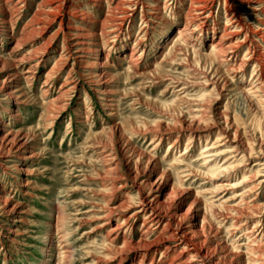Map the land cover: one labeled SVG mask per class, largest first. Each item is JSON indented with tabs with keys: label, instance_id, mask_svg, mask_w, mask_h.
Returning <instances> with one entry per match:
<instances>
[{
	"label": "rangeland",
	"instance_id": "1",
	"mask_svg": "<svg viewBox=\"0 0 264 264\" xmlns=\"http://www.w3.org/2000/svg\"><path fill=\"white\" fill-rule=\"evenodd\" d=\"M262 2L0 0V142H26L10 157L0 143V195L7 198L0 201V264H60L67 250L69 264H118L119 257L132 264L145 251L146 264H177L191 242L165 249L166 233L153 246L143 245L153 236L123 243L138 239L149 212L129 216L143 180V192L160 186L168 215L160 229L191 225L211 264L252 263L253 245L264 264V245L244 235L260 223L264 242V168L254 164L264 162V88L249 93L264 68L243 62L247 48L264 57ZM241 42L233 58L224 57L226 45ZM102 69L106 97L91 80ZM217 126L253 152L230 163L242 165L226 184L212 181L201 154ZM156 131L161 141L150 143ZM246 190L251 210L238 196ZM246 212L253 214L238 230ZM117 223L127 233L112 239Z\"/></svg>",
	"mask_w": 264,
	"mask_h": 264
},
{
	"label": "bare ground",
	"instance_id": "2",
	"mask_svg": "<svg viewBox=\"0 0 264 264\" xmlns=\"http://www.w3.org/2000/svg\"><path fill=\"white\" fill-rule=\"evenodd\" d=\"M241 2V1H240ZM2 3V1H1ZM120 3V2H119ZM136 3V1H135ZM264 3V2H262ZM4 4V3H3ZM131 4V3H130ZM127 5V4H126ZM133 5V4H132ZM236 5V4H235ZM4 6V5H3ZM264 6V5H263ZM2 7V5H1ZM123 8V7H122ZM120 8V9H122ZM200 8V6H199ZM125 9H129V8H126L125 6ZM201 9V8H200ZM242 9V8H241ZM124 10V9H123ZM198 11V10H197ZM45 14V11H42V14ZM244 12V11H242ZM246 12V11H245ZM47 13V12H46ZM40 15V14H39ZM41 16V15H40ZM241 16V15H240ZM36 17V16H35ZM38 17V15H37ZM237 17V16H236ZM39 18V17H38ZM36 18L38 21L40 19ZM234 18V17H233ZM233 20V19H232ZM239 20V19H238ZM187 26V25H186ZM184 27L179 29L178 30V33H177V37L180 38L182 35V32L184 31ZM264 29V28H263ZM37 31V30H36ZM229 32V30H228ZM227 33V32H226ZM224 33V34H226ZM231 33V32H230ZM228 34V33H227ZM79 35V34H78ZM260 35V34H259ZM223 36V35H222ZM78 38V37H77ZM75 39V38H74ZM253 39V38H252ZM262 39V38H261ZM179 40V39H178ZM186 40V39H185ZM229 40V39H228ZM75 41V40H74ZM220 41V40H219ZM230 41V40H229ZM228 41V42H229ZM255 41H258V40H255ZM79 45L82 46L83 42H81V40L79 41L78 40ZM88 42V41H87ZM86 42V43H87ZM85 43V42H84ZM89 43V42H88ZM258 43V42H257ZM91 44V43H90ZM221 44V42H217L215 45H213V49H217L219 47V45ZM224 44V43H223ZM259 44V43H258ZM85 45V44H84ZM77 46V47H78ZM86 46V45H85ZM222 46V45H221ZM243 46V43H231L229 45H226V51L224 52V57L226 56H229L230 55V58H233L237 52V49L239 47H242ZM246 46V45H245ZM260 46V45H259ZM256 47V46H255ZM80 48V47H79ZM224 48V47H223ZM236 48V49H235ZM87 49H85L86 51ZM219 51V50H218ZM223 51V50H222ZM77 52H83V49H78ZM215 52V51H214ZM75 53V52H74ZM199 53V52H198ZM220 53V52H219ZM218 53V55H219ZM222 53V52H221ZM220 53V55H221ZM256 53H254L252 50L250 51L249 48H247V55L245 57V59H243L244 63L247 62L248 60H255L256 61V65H259L261 63L260 66H262V68H264V57L261 59V58H257L255 55ZM77 56V55H76ZM79 58L83 57L82 54L79 53ZM223 57V56H222ZM78 58V59H79ZM129 58H134L133 55H132V52H129ZM223 59V58H222ZM225 59V58H224ZM228 59V58H227ZM18 60V59H16ZM20 60V59H19ZM130 60V59H129ZM81 61V59L79 60ZM131 61V60H130ZM226 61V60H225ZM17 62V61H16ZM19 62V61H18ZM227 62V61H226ZM241 63V62H240ZM98 62L94 63L91 65V67H97L98 66ZM228 64V63H227ZM90 66V65H89ZM105 66V65H103ZM226 66V65H225ZM133 67L135 73L137 72V67L135 65L131 66ZM257 68V67H256ZM235 69V68H234ZM237 69V68H236ZM228 70V69H227ZM230 70V69H229ZM93 72V71H92ZM139 72V71H138ZM232 72V71H231ZM230 72V73H231ZM133 73V72H132ZM216 73V72H215ZM92 74V73H90ZM141 74V73H140ZM234 74V73H233ZM93 76L91 77V80H92V83H94L96 86V91L97 92H101L102 94H104L106 97L107 95L106 94H109L111 93V91L109 89L106 88V84L108 83V81L104 80L105 79V76H106V72H105V69H102V71H98V72H94V74H92ZM193 75V74H192ZM90 76V75H89ZM108 76V75H107ZM27 77V76H26ZM257 77V76H256ZM108 78V77H107ZM215 78V77H214ZM258 81L256 82V84L252 87L253 90H250V92H261L264 88V79H261L259 77H257ZM13 80V78H12ZM216 80V79H215ZM7 81V80H6ZM9 82V81H8ZM12 82V81H11ZM90 82V81H89ZM208 82V81H207ZM199 84V83H198ZM93 85V84H92ZM224 86V85H223ZM61 87V86H60ZM251 88V89H252ZM13 88L11 87V92L14 93V92H17L19 91L18 89L16 90H12ZM21 89V88H20ZM227 90V89H226ZM10 92V93H11ZM221 92V91H220ZM230 92V91H229ZM240 93H246L243 89H241L239 91ZM44 95L46 93H43ZM242 94V96H243ZM247 94V93H246ZM249 95V94H248ZM103 97V95H102ZM109 97V96H108ZM111 97V96H110ZM247 97V96H246ZM249 97V96H248ZM258 98V97H257ZM102 100V99H100ZM253 100V99H252ZM55 101V100H53ZM106 101V99H105ZM113 101V100H112ZM23 102V101H22ZM50 102V101H49ZM51 103V102H50ZM110 104V103H108ZM111 105V104H110ZM132 123V122H131ZM221 125V124H220ZM223 125V124H222ZM226 125V123H225ZM224 126V125H223ZM221 127V126H217V133H216V137H215V140L212 142V143H205L204 146H202V149H201V154L202 153H206L204 154V159H203V164H207L208 166V170L210 171V175L212 176V181L213 180H216L217 182L218 181H221L222 183H225L226 184V181L229 179V176L231 175L230 172H232V170L234 168H237V166L239 165H242V162L241 163H237L236 165H231L230 163H232L234 160L237 159L238 157L239 160L240 159H244L245 157H249L252 155V151L249 150L248 146H246L247 143L245 146V148L241 147V145H239L238 143H236V141H233L230 137V131L228 130V127L227 128H224V127ZM116 128V127H115ZM104 132V131H103ZM111 132H114V129L111 128ZM106 133V132H105ZM162 132H155L154 134V137L152 138V141H150V143L152 142H160L161 141V138L162 137ZM15 137V136H14ZM7 138H3L2 140V143H1V146L3 147H6L7 148V151H6V154H3L5 157H10L12 152L14 151V149H17V148H23L25 147L26 145V142H18V143H9V142H6L8 144V147H7V144L5 143ZM155 140V141H154ZM105 144V143H104ZM0 146V147H1ZM17 146V147H16ZM172 148L173 144L170 145ZM187 146H185L186 148ZM248 150V151H247ZM260 150L264 151V146H261L260 145ZM1 151V150H0ZM187 152L185 151V149H183V151L179 154V156H183L184 154H186ZM224 153H230L229 156L227 157H224V159L222 160V163L221 164H217L216 163V160L219 156H221V154H224ZM2 154V153H1ZM242 154V155H240ZM138 156V155H137ZM232 160V161H231ZM181 161V160H180ZM231 161V162H229ZM212 163V165H211ZM228 163V164H226ZM255 165H262V168H264V162L261 163H254ZM211 166H215L216 168V171H214L213 169H210ZM25 174H30L31 173V170L29 168H23L21 169ZM261 170V169H259ZM213 172V173H212ZM259 172V171H257ZM119 173V172H118ZM105 174V173H104ZM200 174V173H199ZM197 175V174H196ZM107 176V175H106ZM203 176V175H202ZM219 176V177H218ZM224 177V178H223ZM247 182L246 180L243 181L242 183H245ZM264 182V175L263 177L259 180V184L263 183ZM138 193H140V196L138 197V201L137 203L134 205V208L135 209H132L130 212H129V216L133 219V218H137L140 214L144 213L146 210L149 209V212L145 215L144 217V223L141 225V233H140V236L138 237L137 240L135 241H132L130 240H125V237H123V239L125 240L123 243L125 245H132V244H140V242H145L143 241L144 239H141V238H147V237H152V239L150 240V242H148L146 244L143 243V245L145 246H153V244H155V242H157V239L161 240V235L162 234H166L168 233V237H166L167 239H164V242H165V249H168L171 246L172 243H176V242H182V241H188V242H191V244L193 245V248L192 249H183L181 250L179 253H178V263L177 264H211V259H210V254L208 255V253L206 252V250L204 249L205 247H201L199 246L198 242H196L192 236H190L191 232H192V226L189 225L187 227H184L183 225H178L176 226V228H174L173 231H168L166 232V229L162 228L160 229L159 228V225L160 223L162 222V220L164 218H167V216L165 214H163L161 208H162V205H163V201L159 199V196H160V193H159V187L160 186H155V184L152 182L151 185H150V190L148 191V193L146 192H143V189L144 187L146 186V181H141L140 183H138ZM224 184H219L218 186L216 185L215 187V192H220L223 188ZM235 186L232 185L231 188H234ZM247 192H249L248 190H246ZM239 193L238 196H239V199L242 201H244V204H245V207L247 210H251L253 208V200H254V197L251 196V192L249 193ZM0 201H2V203L6 204L7 203V198H4V196L0 195ZM128 207V206H127ZM9 210H13V208L9 209ZM126 211V210H125ZM253 212H246V215H245V219H243L242 223H241V226H238L236 227L238 230H240L243 226H245L248 222H249V218L250 216H252ZM170 218H173L172 216ZM178 223V222H177ZM260 226V223H257L255 226L251 227L250 229H248L246 232H244V235L247 236V237H251L253 239H257L259 238V242H261L262 245H264V242H263V239L260 237L259 235V232L260 230L258 229ZM121 229H124V234L127 233V228L126 227H123V225L121 223H117L113 228H111V231L112 234L114 235L112 237V239H115L118 237L119 235V231ZM110 234V233H109ZM123 234V235H124ZM192 235V234H191ZM164 237V236H163ZM254 243V242H253ZM252 243V244H253ZM258 243V242H257ZM259 244V243H258ZM260 244V246H261ZM142 245V244H141ZM256 246V245H255ZM259 250L258 247H254V245L252 246V249H250V255L252 256V263H249V264H261V260L259 259V256L262 255L259 253ZM208 251V250H207ZM72 256L73 254H70V251H65L64 255H63V258H61L58 262L60 264H69L70 262H68L66 259H68L69 257H71L72 259ZM143 260L139 261V262H136L133 261L132 264H146V260L144 259V257H146V251L144 253H142L140 255ZM68 257V258H67ZM66 258V259H65ZM254 262V263H253ZM118 264H123V259L122 257L120 258L119 257V260H118ZM229 264H240L239 261H233ZM263 264V263H262Z\"/></svg>",
	"mask_w": 264,
	"mask_h": 264
}]
</instances>
